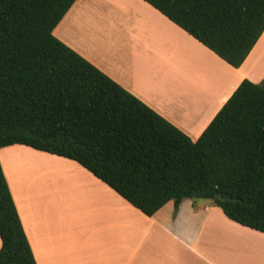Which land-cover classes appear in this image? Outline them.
<instances>
[{
    "label": "trees",
    "instance_id": "trees-1",
    "mask_svg": "<svg viewBox=\"0 0 264 264\" xmlns=\"http://www.w3.org/2000/svg\"><path fill=\"white\" fill-rule=\"evenodd\" d=\"M75 1L0 0V149L73 161L147 217L210 200L264 234V79L192 142L52 35ZM142 1L232 68L264 31V0ZM0 264H36L1 166Z\"/></svg>",
    "mask_w": 264,
    "mask_h": 264
},
{
    "label": "crops",
    "instance_id": "crops-1",
    "mask_svg": "<svg viewBox=\"0 0 264 264\" xmlns=\"http://www.w3.org/2000/svg\"><path fill=\"white\" fill-rule=\"evenodd\" d=\"M52 35L192 142L241 81L264 79V31L232 68L142 0H76ZM0 166L36 264H264V234L228 220L210 200L184 199L176 210L168 202L147 217L79 165L50 167L34 173L43 214L33 216ZM71 172L83 181L59 192L46 182Z\"/></svg>",
    "mask_w": 264,
    "mask_h": 264
},
{
    "label": "rangeland",
    "instance_id": "rangeland-1",
    "mask_svg": "<svg viewBox=\"0 0 264 264\" xmlns=\"http://www.w3.org/2000/svg\"><path fill=\"white\" fill-rule=\"evenodd\" d=\"M15 149L9 152H1L0 159L4 163L5 168H8L13 173L14 183L16 184L17 193L19 194L21 200L26 201L24 204L29 211H31L32 215L35 216L39 213L43 214L41 208L37 212L35 210V203L38 202L41 207L43 204L41 201H36V184L34 179V173L36 171H46L45 168L57 167H76L77 165L73 162H69L66 160H61L53 155L46 153H39L30 148H25L24 146H14ZM19 147V148H18ZM4 160H3V158ZM84 173V172H82ZM46 182L51 183V180L54 182L53 187L57 188L56 191L59 192L61 188H67L69 185L83 181L82 176L77 172L71 173H55L47 174ZM51 178V179H50ZM65 184L67 186L65 187ZM58 204H57V213L59 217L65 216L64 211L61 209V203L67 202V196H57ZM200 202H208V200H201Z\"/></svg>",
    "mask_w": 264,
    "mask_h": 264
}]
</instances>
